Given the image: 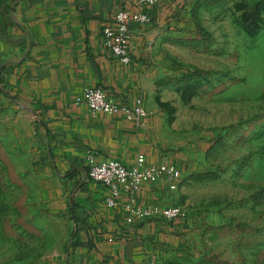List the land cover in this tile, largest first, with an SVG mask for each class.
<instances>
[{
  "label": "crops",
  "instance_id": "crops-1",
  "mask_svg": "<svg viewBox=\"0 0 264 264\" xmlns=\"http://www.w3.org/2000/svg\"><path fill=\"white\" fill-rule=\"evenodd\" d=\"M199 2L160 0L151 23H131L132 62L123 64L105 46L103 29L116 26L120 9L143 10L136 0H0V140H11L13 154L16 141L23 146V169L39 185L41 205L0 226V264H177L196 254L208 212L190 206L191 196L215 171L200 168L207 150L186 148L159 103L162 91L190 84L175 81L187 70L168 53L182 70L161 77L159 63L163 47L202 42L193 41ZM86 87L118 104L142 98L148 115L139 125L94 114L75 102ZM91 154L97 162L133 165L144 155L175 164L181 178L143 184L135 204L180 205L186 215L171 223L134 219L126 195L109 207V189L89 177Z\"/></svg>",
  "mask_w": 264,
  "mask_h": 264
},
{
  "label": "rangeland",
  "instance_id": "rangeland-1",
  "mask_svg": "<svg viewBox=\"0 0 264 264\" xmlns=\"http://www.w3.org/2000/svg\"><path fill=\"white\" fill-rule=\"evenodd\" d=\"M205 1L194 26L210 40L163 47L159 63L161 77L180 74L178 65L209 72L207 81L162 91L159 102L167 124L186 139L185 147L207 150L206 162L197 160L200 168L215 171L191 196L190 206L208 212L196 254L176 263L264 264V3L253 19L251 7L259 0ZM18 142L13 154L11 140H0V226L41 208L39 185L27 182Z\"/></svg>",
  "mask_w": 264,
  "mask_h": 264
},
{
  "label": "built area",
  "instance_id": "built-area-1",
  "mask_svg": "<svg viewBox=\"0 0 264 264\" xmlns=\"http://www.w3.org/2000/svg\"><path fill=\"white\" fill-rule=\"evenodd\" d=\"M136 1L144 7L143 10L120 9L115 13L116 26H107L103 29L105 46L123 64L132 62L131 23H151L153 20L151 10L160 2V0ZM75 102L77 105L85 104L94 114H121L139 125L143 124L144 118L148 115L142 98H137L132 105L118 104L100 87H86ZM89 157L91 162L89 177L109 189V196L106 199L109 207H115L121 196L126 195L129 198L127 210L134 219H159L171 223L186 215V210L180 205L137 206L135 204V194L143 184L180 179L181 171L175 164L148 163L144 155H140L133 165H128L117 158H106L97 162L92 154Z\"/></svg>",
  "mask_w": 264,
  "mask_h": 264
},
{
  "label": "trees",
  "instance_id": "trees-1",
  "mask_svg": "<svg viewBox=\"0 0 264 264\" xmlns=\"http://www.w3.org/2000/svg\"><path fill=\"white\" fill-rule=\"evenodd\" d=\"M205 3H206V1L201 0V3L199 2L198 6L195 7V9L193 10V18L194 19H196V11H198L200 9V6L202 4H205ZM263 3H264V0L263 1L259 0L254 5H252L251 11H252V14H253L252 16L253 17L252 16L251 17L253 19H256V18L259 17L260 7L262 6ZM246 28L248 30H250L249 27H246ZM195 30L196 31L197 30L200 31L202 35L197 32L196 33L197 34L196 37H193V41H202L203 42V41L210 40V35H208L207 33H204L203 32V28L200 27L199 24H197V26L195 27ZM255 31H256V28H253V29H251L250 32L252 34H254ZM207 74H209L208 71L203 70V69H199V68H195L193 70L185 71L179 77H177L175 79V81L177 83H188V82L190 83V82H193L195 79H200V78L206 79V81H207V78H206ZM263 149H264V147H263ZM245 162H246V164L249 163L248 160H246Z\"/></svg>",
  "mask_w": 264,
  "mask_h": 264
}]
</instances>
